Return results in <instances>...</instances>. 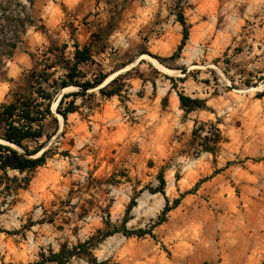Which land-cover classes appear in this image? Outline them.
Segmentation results:
<instances>
[{
	"label": "rangeland",
	"instance_id": "374dc122",
	"mask_svg": "<svg viewBox=\"0 0 264 264\" xmlns=\"http://www.w3.org/2000/svg\"><path fill=\"white\" fill-rule=\"evenodd\" d=\"M75 43L74 80L102 81L64 90ZM40 91L44 163L0 170V264H264V0H0V106Z\"/></svg>",
	"mask_w": 264,
	"mask_h": 264
},
{
	"label": "trees",
	"instance_id": "16d2710c",
	"mask_svg": "<svg viewBox=\"0 0 264 264\" xmlns=\"http://www.w3.org/2000/svg\"><path fill=\"white\" fill-rule=\"evenodd\" d=\"M178 20L183 26V38L180 45L178 46V49L180 50L188 37V29L183 17H179ZM73 56L74 62L69 67L66 73V78L61 80L59 87L64 88L72 84L80 86L83 89H88L98 85L102 80L95 82H78L74 80L75 76L80 73L78 64L87 61L90 58L89 49L86 46L81 48L78 43H75ZM39 95L42 96L43 99L48 100V103L45 106H43L42 101H36L32 97H25L19 100L18 103L11 102L0 106V140L8 142L5 143L0 141V170L4 173H6L8 169L16 170L20 173L24 171H31L45 161L46 151L42 150V144L37 145L33 149H29L24 143L26 140H38L43 136L44 133L41 122L46 117V115L51 113L49 104L51 94L40 91ZM67 95V93L61 95L60 99L58 100L57 107L58 112L64 119L66 118V111L69 110L70 107L60 111V105ZM177 95L181 105L187 111L195 109L202 103L198 98H191L182 93H178ZM206 138L209 137L206 136ZM216 142V139H214L213 144L215 145ZM10 144H14L23 151H19L17 148L11 147ZM214 145H205V150H212ZM178 202L179 199H175L173 206H176ZM171 208L172 207L167 201L162 213L165 214ZM141 232L145 233L143 231ZM83 245L84 244L82 243L80 244V246ZM51 260L59 264H64L63 261L58 259V253H53L51 255Z\"/></svg>",
	"mask_w": 264,
	"mask_h": 264
},
{
	"label": "bare ground",
	"instance_id": "6f19581e",
	"mask_svg": "<svg viewBox=\"0 0 264 264\" xmlns=\"http://www.w3.org/2000/svg\"><path fill=\"white\" fill-rule=\"evenodd\" d=\"M158 65V64H157ZM163 70H165V71H168L166 68H164L163 66H161V65H159ZM170 70V69H169ZM110 78H111V76H110ZM70 86H68V87H65L64 88V90L65 89H67V88H69ZM0 141H2V142H5V143H8L7 141H3V140H0ZM11 146H13V147H15V148H17V146H15V145H13V144H10Z\"/></svg>",
	"mask_w": 264,
	"mask_h": 264
},
{
	"label": "crops",
	"instance_id": "0c3cea01",
	"mask_svg": "<svg viewBox=\"0 0 264 264\" xmlns=\"http://www.w3.org/2000/svg\"><path fill=\"white\" fill-rule=\"evenodd\" d=\"M11 69H13V65H11Z\"/></svg>",
	"mask_w": 264,
	"mask_h": 264
},
{
	"label": "water",
	"instance_id": "95a60500",
	"mask_svg": "<svg viewBox=\"0 0 264 264\" xmlns=\"http://www.w3.org/2000/svg\"><path fill=\"white\" fill-rule=\"evenodd\" d=\"M14 145V144H13ZM11 146V145H10ZM11 147H13V146H11ZM13 148H15V147H13Z\"/></svg>",
	"mask_w": 264,
	"mask_h": 264
}]
</instances>
